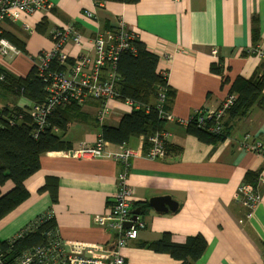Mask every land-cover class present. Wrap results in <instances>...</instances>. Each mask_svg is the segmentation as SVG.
<instances>
[{"label": "crops", "instance_id": "0c3cea01", "mask_svg": "<svg viewBox=\"0 0 264 264\" xmlns=\"http://www.w3.org/2000/svg\"><path fill=\"white\" fill-rule=\"evenodd\" d=\"M49 1L53 8L24 16L31 31L21 22L0 23L4 34L0 38L18 49L13 56H0L4 71L26 76L39 52L53 47L54 30L68 23L92 38L115 29L122 19L146 49L159 57L158 70L167 75L174 92L168 110L173 119L164 120L170 145L164 158H147L143 136L133 137L125 145L109 144L115 152L125 146L136 152L130 160L128 181L135 189L132 209H143L139 218L145 226L122 248L125 263L180 264L169 254L148 247L168 233L175 243H185L189 236L205 238L206 250L197 264H264V155L242 145L248 133L250 142L258 140L264 145V107L255 103L243 116L228 115L224 120L226 137L216 144L200 141L177 122L194 117L201 108H216L231 92L236 78L264 74V58L252 52L256 46L264 48V0ZM89 13L92 18L87 17ZM64 47L72 57L82 52L72 41ZM213 63L222 68V75L212 72ZM31 103L0 85V108ZM102 106L101 100L88 99L77 113H69L71 120L64 134L54 127L71 148L40 157V169L24 182L29 198L0 220L1 240L15 238L40 215L52 212L64 244L114 247L115 233L99 226L98 218L114 198L122 164L112 158L72 155L82 145H93L104 125L118 126L132 109L123 100H111L110 117L101 121ZM248 171L258 174L256 186L262 198L247 218L236 192ZM47 177L57 180L56 202L47 191H39ZM12 187L8 181L2 191ZM153 198H169L177 208L156 210L149 203Z\"/></svg>", "mask_w": 264, "mask_h": 264}, {"label": "built area", "instance_id": "2783aa9c", "mask_svg": "<svg viewBox=\"0 0 264 264\" xmlns=\"http://www.w3.org/2000/svg\"><path fill=\"white\" fill-rule=\"evenodd\" d=\"M53 4L49 0H0V23L6 20L21 22L25 30L31 31L30 25L24 16H30L38 10H49ZM92 18V14H87ZM54 45L51 49L42 50L37 55L34 66L40 76L46 81L47 97L42 103H31L29 112L36 124L34 136L43 131L48 125V116L60 105L75 102L84 104L88 99L102 101V109L99 112L101 121L110 117V100H119L117 90V64L119 57L124 52L136 53L134 40H138L137 34L126 27L121 19L116 28L105 33H97L92 38L83 36L76 30L73 23H68L62 28L56 29ZM72 41L82 49L78 55L72 57L64 45ZM93 51V52H91ZM252 52L264 58V48L256 46ZM18 49L7 39L0 38V56H13ZM216 54L217 50L213 49ZM70 59L73 63H70ZM166 75V74H164ZM4 76L0 73V81ZM165 88H161L158 95L157 106L159 115L163 120L173 119V116L165 111L164 104L167 100ZM237 95L229 92L220 104L211 110L203 108L195 112V116L188 120H177L187 127L196 124L198 127L213 134H224V120L227 113L235 105ZM126 104L140 109L141 104L130 99L124 100ZM169 133L160 130L148 136L149 145L146 156L150 160L164 158L167 154L166 144ZM251 135H245L242 145L246 150L264 155V146L256 141L250 142ZM144 138V137H143ZM72 155L86 157H106L119 161L122 171L118 175V189L112 202L108 205L105 214L98 218L99 226L108 228L115 233L114 247L106 249L101 245L71 242L64 244L58 237L57 231L47 235V243L31 248L16 260L7 262L0 254V264H126L121 250L132 239H135L138 230L145 226V222L139 217L132 219V205L135 194L134 187L128 181L131 158L136 156L135 150L130 146L120 152L109 149V143L102 136H98L93 145H82L80 149L72 152ZM262 195L258 188L243 181L237 189L236 200L247 210L248 218ZM36 221V220H35ZM31 223L17 236L32 231L38 221ZM131 224L129 227L125 225ZM16 238V237H15ZM14 239V238H13Z\"/></svg>", "mask_w": 264, "mask_h": 264}, {"label": "trees", "instance_id": "16d2710c", "mask_svg": "<svg viewBox=\"0 0 264 264\" xmlns=\"http://www.w3.org/2000/svg\"><path fill=\"white\" fill-rule=\"evenodd\" d=\"M97 2L136 3L139 0H96ZM0 37L4 34L0 33ZM136 53L124 52L120 55L117 64V90L120 100L130 99L141 104L140 109L132 108L126 113L118 126L104 125L101 129L102 138L109 144L123 145L133 137H144V146L148 147V136L164 129V120L159 115L157 101L161 88L166 89L167 100L164 104L168 112L173 101L174 92L169 88L167 75L158 70L159 57L148 51L143 43L134 40ZM73 63V60H69ZM212 72L222 75V68L213 63ZM4 79L0 81L2 89H6L15 97H25L33 103H42L47 97L46 81L40 76L38 69L33 66L26 76L18 77L4 71L0 67ZM226 82V79L223 78ZM231 92L237 95L235 105L227 113L229 118L245 115L255 103L264 107V74L249 79L236 78L231 85ZM82 105V104H81ZM79 104L72 102L60 105L48 116V125L43 131L34 136L36 124L30 116L29 106L4 105L0 108V220L16 209L30 193L25 187V180L40 169V157L49 151H58L71 148L69 142L59 135L55 128L64 134L71 120V112L77 113ZM189 134L207 144H216L225 139L223 135L213 134L205 129L191 124L186 128ZM226 130V128H225ZM170 145L166 144V152ZM181 151V147L176 149ZM258 174L248 171L246 182L256 185ZM13 187L2 191L8 182ZM47 191L52 202H56L57 180L47 177L45 184L39 189ZM141 209V208H140ZM143 209H141V213ZM32 231L16 236L14 239H0V254L7 262L16 260L23 253L36 246L47 243V235L56 232V222L52 212L40 215ZM35 221V222H36ZM207 242L201 235L189 236L185 243H175L170 234L148 244V247L158 253L169 254L180 264H197L206 250Z\"/></svg>", "mask_w": 264, "mask_h": 264}, {"label": "water", "instance_id": "95a60500", "mask_svg": "<svg viewBox=\"0 0 264 264\" xmlns=\"http://www.w3.org/2000/svg\"><path fill=\"white\" fill-rule=\"evenodd\" d=\"M161 202H166V206H162ZM150 206L159 211L175 210L177 208L176 204L172 202L169 198H153L150 200ZM132 219H136L141 214V209L137 208L132 211ZM131 224L127 223L125 226L129 227Z\"/></svg>", "mask_w": 264, "mask_h": 264}, {"label": "bare ground", "instance_id": "6f19581e", "mask_svg": "<svg viewBox=\"0 0 264 264\" xmlns=\"http://www.w3.org/2000/svg\"><path fill=\"white\" fill-rule=\"evenodd\" d=\"M40 53V52H39ZM111 101V100H110ZM129 105V104H128ZM129 106H131L132 108H135L134 106H132V105H129ZM169 113V112H168ZM179 120H183V119H179ZM185 120V119H184ZM186 120H188V119H186ZM256 142H259V143H261L260 141H258V140H255ZM126 144V143H125ZM124 144V145H125ZM262 144V143H261ZM264 146V145H263ZM133 211V210H132Z\"/></svg>", "mask_w": 264, "mask_h": 264}, {"label": "rangeland", "instance_id": "374dc122", "mask_svg": "<svg viewBox=\"0 0 264 264\" xmlns=\"http://www.w3.org/2000/svg\"><path fill=\"white\" fill-rule=\"evenodd\" d=\"M246 135H250V134L248 133V134H246ZM248 151H249V150H248ZM255 186H256V185H255ZM256 187H257V186H256ZM257 188H258V187H257ZM258 190H259V188H258ZM259 191H260V190H259ZM260 193H261V192H260ZM242 206H243V205H242ZM243 207H244V206H243ZM245 209H246V208H245ZM246 211H247V210H246ZM37 247H38V246H37ZM37 247H36V248H37Z\"/></svg>", "mask_w": 264, "mask_h": 264}]
</instances>
